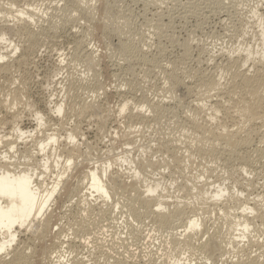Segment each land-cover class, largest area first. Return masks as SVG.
I'll return each instance as SVG.
<instances>
[{
  "label": "bare ground",
  "instance_id": "bare-ground-1",
  "mask_svg": "<svg viewBox=\"0 0 264 264\" xmlns=\"http://www.w3.org/2000/svg\"><path fill=\"white\" fill-rule=\"evenodd\" d=\"M17 1H19V0H17ZM25 1H27V0H25ZM28 1L30 2V0H28ZM60 1L64 2L68 9H70V8L72 9L71 11L75 13L74 17L72 15H69V14L68 15L72 16L73 19L75 18L76 19L75 21L82 20L84 23H88L87 26H89V25L91 26V28L94 29V32L97 33L98 36L97 35L96 36H97L98 40L101 42L100 43L101 46L99 45L98 48H94V49L92 47H90L91 48L90 49L89 46H88L89 49H87V48L85 49L83 46H80V43L76 44V43H78V42H76L75 43L76 46L73 47L75 49L74 51H75L76 62L79 59V60H81V62L84 65H86L87 61H89L88 63H90V64L92 63V66L93 65L97 66L99 64L100 60L105 58L104 61L106 59H109L111 62H113V64L115 63L116 65L120 64V61H128L127 63H131V62L139 63L143 67L141 70V71H143V73L150 74L154 77H155V75L157 76L159 73L160 74L163 73L162 75L164 76L165 80L167 81L166 84L167 83L170 84V93H168L169 87L167 88L168 92H166V93H168V95L170 94L172 101L176 100L181 104H188V105L193 104V107H195V109H193L195 111H193V112L198 117L199 116L202 117L200 119L201 123L198 121L199 118H198V120H196L195 117L192 115V113H188V114L192 115L190 117V119H188L189 120L188 125L190 126V130L192 131V133L194 135V137L192 138L193 144H195V146H193V144H192V146L194 148H192L191 146L189 147L186 144H185V146L181 147V145L180 144L178 145L177 144L178 142H176V140H178V139L174 140L173 144H171L172 143L171 140H167V141H170L168 143L167 142H164V143L160 142L159 144L157 143L158 145H155V146H157L156 149H157L158 153L163 154V157H164L160 162L159 161L157 162V160L154 162L149 161L147 155L149 153L151 154L153 152V151H151L152 150V147H151L147 151H142L144 154H141V153L137 154V152H136V154H137L136 156H132L130 151L126 152V150H125V152H122L121 156H119L118 158L113 159L110 157L109 158L106 157V159H108L107 161L98 164V162L96 160L99 158H97L96 156L94 157L93 151H90V148L92 149V146L89 147L85 151L82 150L84 152L81 151L80 144H79L78 140L84 138V135H83L84 133L82 134V133H80V130L78 131V128H77L78 124H76L77 121H75V120H74L75 126H77V127L70 128L69 130H67L65 132V134L63 135V137H61L59 135V132H57V130H59V129H55V130L48 129L47 131H43L44 135L42 137H40V139H38L36 137V133L40 129L45 130V128L49 127V126H46L47 122L45 120L46 118L44 119L45 116L42 115V112L40 113L38 111L34 113V128L31 131H29V129L24 131L21 128V125H22L20 123L21 121L19 122V117H20L19 113L15 112V110L17 109V105H22V106L25 105V106H28L30 108V103H28V101H27L29 99L25 98V95L28 92H25V95L23 93L24 92L23 91L24 90L23 85L25 84V81L29 80V77L27 76L28 77L27 80L22 81L23 83H21V84L17 83V81H16L15 84L16 85L19 84V85L15 86V84H14V88L13 87H11V88L7 87L5 93L2 90L4 87L6 88V86L8 84L7 83L8 80L9 81L12 80L13 77H15L14 76L15 73H17V71L12 69L11 63L16 62L19 65L18 68H20V67L24 68L29 63L32 64L31 62H34L33 58L36 56V53H38V50H39V47L41 44V40H42V36H41L42 34H39V33L45 32L48 34L49 31L51 29H53V28H51V26H53L54 24L53 25L50 24L51 25L50 26L47 23L48 26L45 25L46 28L45 27L41 28V27H43V25L39 27V29H40L39 33L34 32L33 25H35L38 22V19H43V17H41V15L40 16L38 15V13H40V11H38V10H39V8L44 6L46 3L48 4L49 0H33V2L31 1V3H29V4L26 2V3H24L25 7L19 8V6H18L19 9L14 8L16 5L15 4L16 0H6V2H5V0H0V24L4 23V25H5V26L2 25L4 27L0 26V49H1L2 44L6 45V47H5L6 48V54L2 56L0 53V62H3V63H0V76L6 75V77H7L6 81L5 82L3 81L4 83L0 82V83H2V84H0V91H2V92H0V96L4 97V98L6 96L5 99L0 97V110H4V112H5V113H3L5 115L3 117H0V124H5V125L10 126L9 127L10 130L8 132H6L3 129L5 126H2L3 128L0 126L6 132V133L3 132V134L0 135V264H89L88 259H89L90 255H93L92 253L94 252L95 249H96V251H99L98 249H100L101 247L99 248V246L97 245L98 243L94 241L95 242V243H93L94 248H93V246H90L88 248H85V250L86 249L87 250L84 253L83 252L81 253V251H79V253L73 252L75 254L72 256L68 255V253H70L71 251L67 252V250H68L67 248L72 249L76 245L78 246V244H74L73 242L69 241V239L66 238V237H70V235H67V234H65L66 236L62 235L63 232L61 231L62 230L60 228L61 226H59V224L57 222L60 219H58L59 216L57 214V207L56 206H58L57 204L61 203L62 200H64V201L65 200L66 201L67 200H73L74 206H76L75 209H77V210H75L76 212L74 214L77 216V213H78L79 216L77 218L80 220L79 222L76 220L72 221L74 224V227L76 226L75 228H78L77 230H79L80 227L84 228V226H82V225H84L83 222H85V221L87 222V215L92 213V212L93 213L96 212L98 214L100 213L102 215L111 216V220H112L113 219L112 217L115 216L114 214H116L115 212H117V210L122 211L125 208L124 211L128 212V216H129L128 219L131 218L130 221L133 220L134 222L136 221V223H137V221L141 220V218L142 219L143 218L148 219L149 221L146 220L147 225H145V226H148V222H149L152 224L154 229H157L159 232L163 230L162 232L166 234L165 235L166 238L162 237V238H165L164 242H165L166 246L165 245L164 246L166 248L164 247V249L162 251L160 250L161 252H163V254H160V255L162 257L164 256L163 259L162 258L160 259V261L164 260V259L166 260V262L163 261L162 264H195L192 262L194 259L193 256L194 257L197 256L195 254H198V257L200 256L201 261L203 259L202 264H264V242L261 241L262 242L261 244H259L258 241L254 242V240H252V239H254L256 236L251 235V232H254V230L251 231L253 228L252 223L254 221L259 222L258 226H256V227H258V229H260V232L264 233V185H262L260 183L262 185L263 195L259 196V193H258L254 198L253 197L251 199L245 198V200L241 201V203L238 204V203H235V199L237 197H234L233 194H231V192H229L230 188L224 182V181H226V179L224 181L219 182V183L218 182L216 183V181H215L216 184L206 183V181H202V180L200 181V179L197 180L198 175L196 176L194 173H192V171H189L190 170L189 168L191 165L190 160L192 159L191 157H193V159H194V156H195L194 152H196V154L197 153L202 154V155L205 154L204 155L205 159H203L204 157L202 159L206 160V161H207V159H210L211 157H217L218 158L221 155H225V156H228L230 158V160H231V158H234V159L236 158L235 160L240 162V164H242V165L243 164L247 165L248 164L247 162L250 163L249 158H250V156H252L251 154H253V152H255V154L257 153L256 154L257 156H259L258 153H260V154L262 153L261 155H263V156H261V157H264V154H263L264 153V9L263 8H262L263 10L259 9V8H261V7H259V5H256V6H254V8L253 7L251 8L249 18L251 20L253 19L256 22L257 28L253 29L254 26L253 27L251 26L253 30L246 31L247 30L246 29L245 31L243 30L241 32L240 36L242 37V41H241L242 44L240 45V42L238 41L240 47H238V48L236 47L237 50H235V48H234L235 51H230V53L226 52V54L224 52L220 51L217 54H215L216 56L212 57L213 58L212 61H215L216 59H219V60L223 59L221 62H223V61L224 62L222 64L221 63L220 64L224 67V69L228 68L227 70H228V72H230L229 74H227L228 78L225 79V77L222 76L223 75L222 72H220L222 75H216V74H212V75L210 74V76L204 75V76H202V79H201V77L194 75V73L195 72L197 73V71L196 70H195V72L193 71L194 73L192 74V70H194V68L193 67L191 68L190 66H188L189 63L193 62L195 58L196 59L194 61V64L197 63L200 60L201 55L197 54L195 56V53L193 52L194 50H189L190 48L188 49V47H187V49L182 50L183 52L181 54L178 53V54H180V58H179V60H177V62L179 64L178 66H181V68H179V67H177V65H175L176 68L178 69V73H175V72H177V70L174 69L175 72L174 71L173 72L175 74L173 72H170V70H168L169 66H172V63L168 66L165 64H162V63L159 64L158 61H161V59L157 61V59L155 60L152 57H151L152 59L147 58L146 54H144V53H143V55H145V57L142 55V53L139 54L140 52L139 51L137 52L136 47H134L136 45H133L132 43H130L133 40L130 41L127 39V38H129V36L132 35V34L131 35L129 34V36L127 35L128 33H130V27H132V26L129 27V25H131L130 19L132 18L131 17L132 14L127 13L130 11H127L125 9L126 13H123L120 15V13L115 12V11H119V9L116 8L117 6H115V8H116V10H115V8L113 9V7L111 5L107 6L108 3L107 4L105 3L106 4L105 5V4H103L104 3L103 2L100 6L101 7L100 8L101 15L99 18L95 19L94 18L95 16H93L94 14L92 11L93 7L91 8L89 3H88L89 1H93V0H89L88 2H86L85 0H82V1L81 0H60ZM146 1L148 2V0H146ZM152 1L153 2H150V4L152 3V5H153V3L154 4H156V3L160 4L159 0H152ZM113 2H114V0H113ZM237 2H238V0H237ZM237 2L235 0H191V2L189 1L190 6H189V9H187L188 10L187 13H190L191 15L193 13L198 14V11H200L202 9H205V10L207 9L208 12L212 14L210 16H212L213 18H215V16H216L220 20V19H222L221 17H223V16L228 17L229 15L231 16L233 13H235V11H237L236 10ZM260 2L264 3V0H260ZM131 3L134 4V2H131ZM145 5H147V3H145ZM91 6H92V4H91ZM64 7H65V5H64ZM67 8H65V10ZM186 8H188V7H186ZM57 10H59V9L57 8ZM205 10H204V12H205ZM42 11L43 10H41V13H42ZM47 11H48V9H47ZM47 11L45 14H47ZM51 12H53V11H51ZM201 12H203V11H201ZM43 13H42V15H43ZM54 13H55V11H54ZM56 13H58V12H56ZM200 13H199V15H200ZM197 14H195V15H197ZM202 14H204V13H202ZM184 15H186V14H184ZM204 16H208V15H204ZM46 17H47V15H46ZM70 18H69V20L72 21V18L71 19ZM109 18H111V19H109ZM148 18H147V20H148ZM180 18H182V17H180ZM184 18H186V17H184ZM66 19H67V17H66ZM246 19H247V17H246ZM232 20H233V18H232ZM68 23H70V22L68 21ZM253 24L251 23V25H253ZM153 25H155V23ZM231 25H232V23H231ZM241 26L243 27L242 23H241ZM160 27H158V28H160ZM4 29L8 31L7 35L1 33L2 30H4ZM55 29L56 28H54V30ZM93 29H90V30H93ZM156 30H158V29H156ZM52 32H54V31L52 30ZM232 32H233V30H232ZM234 32H236V31H234ZM134 33H135V31H134ZM89 35H91V34H89ZM13 38H16V41ZM136 39H138V38H136ZM82 43H83V41H81V45H82ZM83 45L86 46L85 43ZM81 47H83V49H81ZM3 50L4 49H2V51ZM138 50H139V48H138ZM18 51L21 52V54L17 57V60H15L13 57L16 54V52H18ZM98 55H100L103 58H101V57L97 58ZM99 58H101V59H99ZM156 58H157V56H156ZM163 59H164V57H163ZM174 60H173V66L176 62ZM219 60H218V62H219ZM188 61H191V62L188 63ZM212 61H211V63H212ZM78 62H80V61H78ZM199 63H200V61H199ZM216 64H218V63H216ZM182 65H184V66H182ZM221 65L218 64L216 66H221ZM127 66H128V64H127ZM32 67H34V66H32ZM172 67H171V69H172ZM213 67H215V66H213ZM129 68H131V67H129ZM127 70H132V69H127ZM89 71H90V69H89ZM26 72H27V69H26ZM130 72L131 71H129L128 73H130ZM155 72H158V74H156ZM27 73L29 74V72H27ZM92 73H94V75L92 74L93 75V83H91L88 80V82H90L93 85L91 87V90H90L91 94L88 95L89 91L84 90L83 93L86 96L85 95H84V97L81 96L82 98L80 101H77V102L74 101L70 104V107L72 108V109L69 108L70 111L76 110L75 113L76 112L77 113L75 115L79 116V117H77L78 119L80 117H83L82 115L85 114V112H86L85 109L91 103L98 102V101H95L96 100L95 98L99 97L98 92L101 91L100 93H102V94H104V92H105V88H104L105 86H103L104 83L101 82V83H103V84H101L100 83L101 80L99 81V79H98L99 74L97 75V72L96 71L94 72V70H92ZM130 74H132V73H130ZM117 75H118V73H117ZM146 75H144V78L146 77ZM192 75L194 77L197 76L198 78H200V79L197 78V80H201L199 82L202 83V86L201 85L200 86L204 87V90H203L204 95H202L203 93L201 95H200V93H198V89L196 87H199V84L196 85V87L191 86L192 83L190 80L194 79V78H192L193 77ZM199 75H201V74H199ZM89 76H91V75H89ZM123 77H124V75H123ZM9 78H11V79H9ZM80 78H81V76H80ZM89 78H91V77H89ZM73 79H74V77H73ZM73 79H71V81H69V83L67 85V90L65 89L66 93L68 91L73 93L74 90L78 89V87H77V89H75V85H77L76 84L77 82H76V80L74 81ZM155 79H156V77H155ZM195 79H196V77H195ZM14 80L15 79H13L12 82ZM22 80H23V78H22ZM68 80H70V79H68ZM79 80H81V79L78 78L77 81H79ZM149 80H150V76H149ZM165 80L162 79L161 81H165ZM123 81H124V79H123ZM74 82H76V83L74 84ZM197 83H198V81H197ZM79 84L77 86H79ZM106 84H104V85H106ZM127 84H128V86H130L129 82ZM9 85H10V82H9ZM20 85H22V86H20ZM85 85L86 84H84V86ZM134 85H135V83H134ZM128 86L126 85L125 88H123V86L115 87L114 93L119 95L121 93L120 90H122L121 87L123 88V90H125L126 88H128ZM25 87H26V85H25ZM133 87H135V86H132V88ZM89 89L90 88H88L87 90H89ZM108 89H110V88H108ZM79 90H80V88L78 89V91ZM141 90L143 91L144 89L141 88ZM85 91H86V93H85ZM74 93H73V95H74ZM77 93L78 92H76L75 94L77 95ZM83 93L81 95H83ZM68 94L69 93H67V95ZM124 96H123V98H124ZM201 96H203V98ZM204 96H206V97H204ZM78 98H80V96ZM131 99H132V96H131ZM161 100H163V99H161ZM167 100H169V99H167ZM118 102L120 103V101H118ZM124 102H125V99H124ZM158 102H160V101L158 100L157 103ZM135 103H136V101H135ZM155 103H151V102L147 103L146 100H145V102H141L138 106H136L134 108V111H131V112L129 111V113L127 114V118L129 119L128 121L133 123V124H135V123L141 124V123H144L146 121H149V120H147V116L145 114L146 110L149 111V113L152 115L153 118L157 117V119H155V120H159L160 118L157 115L163 114V111L164 110L166 111L167 109L164 108L165 106H161L162 104L160 105V103H158L159 104L158 105ZM177 103H175V104H177ZM168 104H169V102H168ZM51 105H53V106L49 107V108L46 107V108H48V112L52 113V115H56L57 117L60 118L62 116V114H65L64 111L66 109L64 106L65 104L63 102H56V103H53ZM126 105H127V103H121V107L119 109L121 113L124 112V111H122V109L126 108L127 107ZM164 105H165V103H164ZM191 106L190 107L187 106V107L191 108ZM178 107H179V105H178ZM18 108H19V106H18ZM21 109H23V108H21ZM129 109H130V106H129ZM168 109H169V107H168ZM185 109H187V108H185ZM49 113H45V114H49ZM67 113H68V111H67ZM185 113H186V116H185V118H186L187 112L185 111ZM67 115H69V114H67ZM88 115H91L92 117H94L92 114H88ZM163 115L165 116V115H167V113L163 114ZM51 116H49L48 118H50ZM85 117L87 118V116H85ZM152 117H149V118H152ZM4 118H6L8 121L6 122ZM89 119H90V117H89ZM166 119L168 120V118H166ZM81 120H83V119H81ZM65 121L63 120V122H65ZM99 121H100V119H99ZM99 123L101 124V122H99ZM102 123H105V120ZM177 123H180V122H177ZM100 124H99V126H101ZM155 124H156V122H155ZM185 124H187V123H185ZM64 125H66V124H64ZM61 126H63V125H61ZM61 126H59V127H61ZM71 126L73 127V125H71ZM103 127H105V126L103 125ZM103 127L99 128V129L97 127V129L100 131V134H101V132L104 133ZM97 129L95 127V130H97ZM128 129H129V127H128ZM61 130H62V128H61ZM133 132H134V134L136 133L135 131H133ZM133 132L127 131V133L124 132L123 136L121 135V137H123V139H124L123 140L124 143H122V144H124L125 146H129V145H133L134 143H136V139L134 140L136 135H133V137L131 136L133 134ZM186 135H188V134H186ZM119 136H120V134H119ZM114 137L115 136H113L112 138H114ZM62 139H65V141H62V143H61L60 140H62ZM138 140H139V138H138ZM63 143H65V144H63ZM188 144H189V142H188ZM259 144H261L262 146L260 147ZM20 145H22V147H20ZM83 145H84V143H83ZM182 145H184V144H182ZM155 146L153 145V147H155ZM136 147H138V146H136ZM138 150H140V149H138ZM123 151H124V149H123ZM145 152H147V154H145ZM193 154H194V156H193ZM255 154H253V156H252L253 159H254ZM154 155H155V151H154ZM98 157H99V155H98ZM151 157H153V156H151ZM160 157H161V155H160ZM199 157H201V156H199ZM85 158H87V159L90 158L88 160L93 161L90 164L85 163L86 165H90V167H88V166L85 167L84 166L85 164L83 165L82 162H84V160L82 161V159H85ZM220 158H223V157H220ZM224 159L228 160V158H224ZM257 160H259V159H257ZM85 161H86V159H85ZM114 162H120V163H122V165H125L126 167L123 168L122 166L118 165L119 166L118 168H120V169L114 168L113 167ZM159 164L161 165L160 167H159ZM225 164H227V163H225ZM230 164H231V161H230ZM197 165H198V162H197ZM204 165H205V163H204ZM222 165H224V164H222ZM236 165H238V164H236ZM245 166L244 167L241 166L239 168L242 173L246 172ZM157 167L163 168L164 171L165 170L169 171L168 172L169 174H175V175L183 174V176H179L180 178H182V180H181L182 182L180 181L181 182L180 185H176V180H174L173 178H171L173 180L172 181L170 180V184L168 185L169 187L173 188V190L175 188L174 191H176L178 193V195H181L180 197H178L179 198L178 200H175L176 197L173 196L174 201H171L170 199L167 198V195H166V193H168V195H169V192L166 191V193H164V191L168 188H166V186L164 185L163 175L165 173L163 171L158 173L159 175H161V176H159V178L147 176V174H152L151 171L148 169L156 170ZM79 168H81V170H80L79 175H77L78 173L76 174L77 181L72 182V180L75 179V178H73L75 175L71 174L72 173L71 171L74 172V171L78 170V172H79ZM233 168H234V166H233ZM235 169H236V167H235ZM156 171H159V170H156ZM217 171H219V170H217ZM52 172H55V173H52ZM152 172L155 173L154 171H152ZM185 172H187L188 174L190 173V174L186 175L187 173L185 174ZM200 172H201V170H200ZM200 172H198L197 174H199ZM211 172H213V171H211ZM205 174H207V173H205ZM50 175H52V176H50ZM229 176H231V175H229ZM199 177H201V176L199 175ZM206 177H207V175H206ZM234 179H232V180H234ZM241 179L246 180L245 177L241 178ZM245 180H244V182H245ZM217 181H219V180H217ZM179 183H177V184H179ZM198 183H199V185H198ZM237 183H239V182H237ZM241 183H242V181H241ZM241 183H239V184H241ZM239 184H238V186L241 188V186ZM257 184H259V183H257ZM257 184L254 185V183L252 184V182L250 181L249 183H247V186L254 189V187L257 186ZM234 185H236V184H234ZM244 186L246 187V185H244ZM243 189H245V188L243 187ZM252 189H250V191ZM260 189H261V187H260ZM255 190H256V187H255ZM248 192L249 191H247V193ZM172 193H174V192H172ZM174 194H176V193H174ZM236 195H237V193H236ZM170 196L171 195H169V197ZM109 198L112 200L110 201ZM191 199L197 200L199 202L201 201L200 202L201 205H207L208 207H212V210L207 209V211H208L207 214L210 211L213 212L214 211L213 209L217 210L216 207H218V205L220 206V205L225 204L224 206H226V203H224V202H227L229 199L234 200L233 204H235V205L238 204L239 207L234 206L235 208H237L236 209L237 211L235 210L236 213L228 212V211L227 212L224 211L225 213H223V211L220 209L221 207L218 208V209H220V211H218V212L216 211V212L218 213V216H219V213H222L220 217H222L223 220L221 221L220 217L219 218L217 217V218L222 222V224L221 225L219 224V226H218L214 223L216 226H213L209 229V227H208L209 225L208 224L206 225V223H208L207 222L208 220L206 221V218H204L202 216L203 211H202V215H200L198 213V210L200 208L198 209L195 207L198 202L196 204L193 203V204H195V206L193 208V206H191L192 202H189V200H191ZM237 199H236V201H237ZM230 203H232V202H230ZM70 205H72V204H70ZM213 207H215V208H213ZM226 208H228V207H226ZM231 208H233V206ZM194 209H196V210H194ZM59 210H60V208H59ZM201 210H204V209L201 208ZM224 210H226L225 207H224ZM84 213L86 214V220L84 221V219H83V222H82V216L84 215ZM118 213H120V212H118ZM121 213H123V212H121ZM121 213H120V216H121ZM98 214H97V216H100ZM70 215H71V213H70ZM91 215H93V214H91ZM108 216H106V217H108ZM100 217L104 218L103 216H100ZM106 217L104 218L105 220L104 219H102V220L106 221ZM126 217L122 216V221L120 219L121 222L115 221L112 224V226L114 228H119L120 226L125 227L127 225L126 226L127 232H125V229L123 228L124 229L123 233L125 236L124 237L123 236H116L115 237L114 243H116V244L120 243L122 245L124 242H126L127 237L132 238V236L134 237L135 235L136 236L138 235V232H139L138 229H140V228H138V229L136 227L134 228L133 227L134 225L132 226V224L127 223ZM95 218L97 219V217H95ZM99 219H97L98 222L100 221ZM114 219H116V218L114 217ZM72 220H73V218H72ZM116 220H118V219H116ZM182 220L185 221L184 224H183V222H180ZM109 221L110 220H108V223H109ZM90 222L93 223V221H90ZM139 222H138V224H139ZM178 222H180V224L181 223L183 224L182 225V228H183L182 231H180L179 228L177 229ZM92 223H89V225ZM125 223H127V224H125ZM140 223H142V222H140ZM69 226H70V224H69ZM135 226H137V224ZM152 226H150V227H152ZM74 227H72V228H74ZM103 227L106 228V226H103ZM150 227H148L149 230H150ZM254 227H255V225H254ZM62 228H63V226H62ZM112 229L113 228H111L110 230H112ZM121 229L122 228H120V231H121ZM141 229H142V226H141ZM77 230H76V235L78 236ZM114 230H116V229H114ZM114 230H112L113 233H114ZM81 231H83V229ZM73 232H71V233H73ZM258 232H259V230H258ZM115 234L118 235L119 233H116V231H115ZM23 235H26V236L28 235V237L30 236L29 240L27 239L28 237L27 238L24 237L27 239V241L30 242V245L28 244L29 242L23 243L24 240H22V239H21L22 242L20 241L19 238ZM73 236H72V238H75ZM110 236H111V234H110ZM112 236H114V235H112ZM72 238H70V239H72ZM94 238L95 237L93 236V240H94ZM97 238L100 241V238L99 237H97ZM97 238H95V239H97ZM78 239L76 238V241ZM220 239L221 240L226 239L225 240L226 242H221ZM79 240L83 241L82 239H79ZM91 240H92V238H91ZM93 240L91 242H93ZM90 241H89V243H90ZM112 242L113 241H111V243ZM256 242H258V243H256ZM21 243L23 245H21ZM81 243L82 242H80V244ZM84 243H86V242L84 241ZM84 243H83V245H84ZM27 244H28V246H27ZM120 244H118V245H120ZM162 244H164V243H162ZM83 245H82V248H80V249H83V247H84ZM124 246H126V245H123V248H124ZM254 247H256V249H255L256 251L251 250ZM114 248H116V247L114 246ZM71 249H69V250H71ZM76 249H77V247H76ZM178 250H182V251L184 250V251H183V253H180V252H178ZM77 252H78V250H77ZM101 252H102V250H101ZM119 252H122V251H119ZM127 252H129V250ZM127 252H126V254L128 255L129 253H127ZM94 253H96V252H94ZM114 254H116V252ZM188 254H190V256H191V254H194L192 256L193 259L191 258L192 260L189 258ZM93 256H91V258ZM101 256H102V254H101ZM105 257H106V255H105ZM143 257L144 256H142V258ZM96 258H98V257H96ZM129 258H131V257H129ZM129 258H127V259H129ZM151 258L149 260L150 263L152 262ZM241 258L243 259V262H242ZM112 259H114V258H112ZM127 259H125V257L116 258L115 260H113V262H114V264H141V262L137 261L139 258L137 260H135V257H134V259H130V261H127ZM154 260H153L152 264H157V262L160 263L159 260L157 262H156V260L155 261ZM90 261H92V259H90ZM149 261H147V262H149ZM239 261H241V262H239ZM195 262H196V260H195ZM108 263H109V261H108ZM111 264H112V261H111Z\"/></svg>",
  "mask_w": 264,
  "mask_h": 264
},
{
  "label": "rangeland",
  "instance_id": "rangeland-1",
  "mask_svg": "<svg viewBox=\"0 0 264 264\" xmlns=\"http://www.w3.org/2000/svg\"><path fill=\"white\" fill-rule=\"evenodd\" d=\"M20 1V2H19ZM19 1H17L16 0V5H15V9H19V8H23V7H25L24 6V3H31V1L33 2V0H30V2L27 0V1H23V0H19ZM55 1V2H54ZM82 1V0H81ZM86 2H88L89 0H85ZM116 0H114V2H113V0H93V1H89L88 3H89V5H90V7L92 8V11H93V16H95L94 18L95 19H97V18H99L100 17V15H101V11H100V6H101V4L103 3V4H107V6L109 5H111L112 7H113V9L115 8V6H117L116 8H118L119 9V11H115L116 10V8H115V12L117 13H120V15L121 14H123V13H126V10L127 11H130V12H127V13H130V14H132L131 15V25H129V27L130 26H132V27H130V33H128L127 35L129 36V34L131 35V36H129V38H127L128 40H133V41H131L130 43H132L133 45H136V46H134V47H136V50H137V52L139 51L140 53L139 54H141L142 53V55H143V53L144 54H146V57L147 58H150V59H152V58H154L155 60L157 59V61L158 60H160L161 59V61H158V63L160 64V63H162V64H165V65H170L171 63H172V66H173V60L174 61H176L175 62V64H174V66L172 67V66H169V68H168V70H170V72H175V70H177V72H175V73H178V69L176 68V66L175 65H177V67H179V68H181V66H178L179 64H178V62H177V60H179V58H180V54L183 52L182 50H185V49H187V47H188V49L189 50H194L193 52L195 53V56L197 55V54H200L201 55V57H200V63H199V61L197 62V63H195L194 64V61H195V59H194V61L193 62H191V61H188V63L189 62H191V63H189V65L188 66H190L191 68L193 67L194 68V70H192V74L195 72V70L197 71V73L195 72L194 73V75H197L198 77H201V79H202V76H204V75H206V76H210V74L212 75V74H216V75H222V76H224L225 77V79H227L228 78V75L227 74H229L230 72H228V68H226V69H224V67L221 65L223 62H221L222 60H219V59H216L215 61H212V57L213 56H216L215 54H217L218 52H220V51H222V52H224L225 54H226V52H228V53H230V51H235V50H237V48L238 47H240V45L242 44L241 43V41H242V37L240 36L241 35V32L244 30H246V31H251V30H253L254 28L256 29L257 28V24H256V22L253 20H251L249 17H250V12H251V8L253 7L254 8V6H256V5H259V7H261V8H259V9H261V10H263L264 9V3H262V2H260V0H238V2H237V0H235L236 2H237V8H236V10L237 11H235V13H233L231 16L229 15L228 17L227 16H223V17H221L222 19H218L216 16H215V18H213L212 16H210V15H212L211 13H209L208 12V10L206 9H202V10H200V11H198V14L197 13H193L192 15L190 14V13H187V9H189V6H190V3H189V1L191 2V0H159V3L160 4H154L153 3V5H152V3L150 4V2H153L152 0H148V2L146 1V0H117L116 2H115ZM121 1V2H120ZM142 1V2H141ZM147 3V5H145V3ZM246 1V2H245ZM5 2H6V0H5ZM18 2V3H17ZM50 2V3H49ZM49 2H48V4L46 3L44 6H42L41 8H39V10L38 11H40V13H41V10H43L42 11V13H43V15H42V13L40 14V13H38V15L40 16L41 15V17H43V19H38V22L35 24V25H33V28H34V32H36V33H39L40 31V29H39V27L40 26H42L43 25V27H41V28H44L45 27V25H47V23H48V25H53V26H51V28H53V29H51L50 31H49V33L47 34V33H45V32H43V33H39V34H42L41 36H42V40H41V44H40V47H39V50H38V53H36V56L33 58V61L34 62H31L32 64H28V65H26L24 68L22 67H20V68H18V64L16 63V62H13V63H11V66H12V69L13 70H15V71H17V73H15V77H13V79H15L13 82H12V80H8V84H7V86H6V88L4 87L3 88V90L2 91H4V93H5V91H6V89H7V87H13L14 88V84L16 83V81H17V83H23L22 81H25V80H27V78L29 77V80H27V81H25V84L23 85L24 86V95H25V92H28V93H26V95L28 96H26L25 95V98L26 99H29V100H27L28 101V103H30V108L28 107V106H25V105H17V109L15 110V112H18L19 113V122L22 124H20L21 125V128L25 131V130H27V129H29V131H31L33 128H34V113L35 112H42V115L43 116H45L44 117V119L46 120V126H49V127H47V128H45V130L44 129H40L37 133H36V137L38 138V139H40V137H42L43 135H44V133H43V131H47L48 129H51V130H55V129H59V130H57V132H59V135L61 136V137H63V135L65 134V132L67 131V130H69L70 128H74V127H77L78 128V131L80 130V133H84L83 135H84V138L83 139H80V140H78V142H79V144H80V149H81V151L82 150H87L89 147H91L92 146V149L90 148V151H93V154H94V157L96 156L97 158H99V159H97L96 161L98 162V164L99 163H103V162H105V161H107L108 159H106V157L107 158H113V159H116V158H118L119 156H121V154H122V152H125V150H126V152L127 151H130L131 152V155L132 156H136L137 154H139V153H141V154H144L142 151H147V150H149V148H151L152 147V150L151 151H153L151 154L149 153L147 156H148V159H149V161H151V162H154V161H156L157 160V162L159 161H161L164 157H163V154H161V153H158V151H157V149H156V147L157 146H155V145H158L160 142H162V143H164V142H170V141H167V140H171V144H173V141L174 140H176V139H178V140H176V142H178L177 144L179 145H181V147H183V146H185V144L186 145H188L189 147L191 146L192 148H194L193 146H195V144H193V137H194V135H193V133H192V131L190 130V126L188 125L189 123V120L188 119H190V117L193 115L194 117H195V119L196 120H198V118H199V122L201 123V121H200V119L202 118V117H198L193 111H195V110H193V109H195V107H193V104H189L190 106H191V108H188V107H190L188 104H181V103H179L178 101H172V99H171V96H170V94L168 95V93H170V84L169 83H167L166 84V80H165V78H164V76L162 75V74H158V72H155L156 74H158L157 76L155 75V77H156V79H155V77L154 76H152V75H150V74H147V73H143V71H141L142 70V66L139 64V63H136V62H131V63H127L128 61H120V64H118V65H116L115 63L113 64V62H111L109 59H106L105 61H104V59L105 58H103V57H101L100 55H98L97 56V58L98 57H101V58H103L102 60H100V62H99V64L97 65V66H95V65H93L92 66V63L90 64V63H88L89 61H87V63H86V65H84L82 62H81V60H79L78 59V61H80V62H76V60H75V49L73 48L74 46H76V44H79L80 43V46H83L85 49L87 48V49H89L90 47H92L93 49L94 48H98L99 47V45L101 46V42L98 40V38H97V33H95L94 32V29L93 28H91V26L89 25V26H87L88 25V23H84L82 20H77V21H75L76 19L74 18H72V16L74 17V15H75V13L74 12H72L71 10V8L70 9H68L67 8V6H66V4L64 3V2H61L60 0H49ZM112 2V3H111ZM131 2H134V4L133 3H131ZM136 2V3H135ZM138 2V3H137ZM122 3V4H121ZM144 3V4H143ZM65 5V7H64V5ZM91 4H92V6H91ZM96 4V5H95ZM105 4V5H106ZM114 4V5H113ZM117 4V5H116ZM128 4V5H127ZM143 4V5H142ZM244 4V5H243ZM253 4V5H252ZM261 4V5H260ZM22 7H21V6ZM47 5V6H46ZM156 5V6H155ZM188 5V6H187ZM17 6V7H16ZM18 6H19V8H18ZM127 6V7H126ZM143 6V7H142ZM146 6V7H145ZM183 6V7H182ZM131 9H130V8ZM142 7V8H141ZM186 7H188V8H186ZM243 9H242V8ZM248 7V8H247ZM13 8V9H14ZM53 8V9H52ZM55 8V9H54ZM57 8L59 9V10H57ZM61 8V9H60ZM65 8H67L66 10H65ZM245 8V9H244ZM263 8V9H262ZM47 9H48V11H47ZM96 9V10H95ZM117 9V10H118ZM126 9V10H125ZM130 9V10H129ZM142 9V10H141ZM186 9V10H185ZM45 10V11H44ZM70 10V11H69ZM122 10V11H121ZM204 10H205V12H204ZM242 10V11H241ZM246 10V11H245ZM37 11V12H38ZM46 11H47V14H45L46 13ZM51 11H53V12H51ZM54 11H55V13H54ZM124 11V12H123ZM201 11H203V12H201ZM56 12H58V13H56ZM63 12V13H62ZM132 12V13H131ZM141 12V13H140ZM179 12V13H178ZM186 12V13H185ZM201 12V13H200ZM52 13V14H51ZM73 13V14H72ZM181 13V14H180ZM186 14V15H184V14ZM199 13H200V15H199ZM202 13H204V14H202ZM209 13V14H208ZM237 13V14H236ZM239 13V14H238ZM58 14V15H57ZM64 14V15H63ZM72 15V16H69V15ZM195 14H197V15H195ZM46 15H47V17H46ZM50 15V16H49ZM54 15V16H53ZM204 15H208V16H204ZM238 15V16H237ZM67 17V19H66V17ZM157 16V17H156ZM198 16V17H197ZM247 17V19H246V17ZM72 18V21L71 20H69V18ZM136 19H135V18ZM149 17V18H148ZM180 17H182V18H180ZM184 17H186V18H184ZM230 17V18H229ZM54 18V19H53ZM70 18V19H71ZM147 18H148V20H147ZM227 18V19H226ZM232 18H233V20H232ZM56 19V20H55ZM109 19H111V18H109ZM134 19V20H133ZM145 19V20H144ZM205 19V20H204ZM224 19V20H223ZM238 19V20H237ZM41 20V21H40ZM70 22V23H68V21ZM199 20V21H198ZM204 20V21H203ZM222 20V21H221ZM226 20V21H225ZM237 20V21H236ZM251 20V21H250ZM50 23H49V22ZM65 21V22H64ZM75 21V22H74ZM135 21V22H134ZM72 22V23H71ZM200 24H199V23ZM228 22V23H227ZM232 23V25H231V23ZM253 24V25H251V23ZM135 23V24H134ZM148 23V24H147ZM155 23V25H153ZM220 23V24H219ZM241 23H242V25H243V27L241 26ZM39 24V25H38ZM197 24V25H196ZM247 24V25H246ZM256 24V25H255ZM2 25H4V23H1L0 24V26L1 27H4V26H2ZM47 25V26H48ZM134 25V26H133ZM138 25V26H137ZM146 25V26H145ZM196 25V26H195ZM245 25V26H244ZM141 26V27H140ZM160 27V28H158V27ZM225 26V27H224ZM253 27V29H252V27ZM140 27V28H139ZM207 27V28H206ZM239 27V28H238ZM245 27V28H244ZM251 27V28H250ZM46 28V27H45ZM54 28H56L55 30H54ZM226 28V29H225ZM90 29H93V30H90ZM156 29H158V30H156ZM238 29V30H237ZM52 30L54 31V32H52ZM140 30V31H139ZM151 30V31H150ZM224 30V31H223ZM232 30H233V32H232ZM91 31V32H90ZM133 33H132V32ZM134 31H135V33H134ZM234 31H236V32H234ZM238 31V32H237ZM90 32V33H89ZM142 32V33H141ZM193 32V33H192ZM240 32V33H239ZM1 33H3V34H8V31L7 30H2V32ZM191 33V34H190ZM234 33V34H233ZM47 34V35H46ZM89 34H91V35H89ZM137 34V35H136ZM88 35V36H87ZM97 35V36H96ZM135 35V36H134ZM139 35V36H138ZM141 35V36H140ZM127 36V37H128ZM235 36V37H234ZM133 39H132V38ZM141 37V38H140ZM143 37V38H142ZM151 37V38H150ZM131 38V39H130ZM136 38H138V39H136ZM15 41H16V38H13ZM144 39V40H143ZM254 39V38H253ZM81 41H83V43H82V45H81ZM238 41L240 42V45H239V43H238ZM76 42H78V43H76ZM175 42V43H174ZM76 43V44H75ZM85 43V45L86 46H84L83 44ZM195 43V44H194ZM89 44V45H88ZM141 45V46H140ZM175 45V46H174ZM236 45V46H235ZM88 46H89V48H88ZM97 46V47H96ZM178 46V47H177ZM195 46V47H194ZM6 45H4V44H2L1 45V49H0V53H1V55L3 56V55H5L6 54ZM83 47H81V49H83ZM142 49H141V48ZM184 49H183V48ZM221 47V48H220ZM237 47V48H236ZM138 48H139V50H138ZM234 48H235V50H234ZM2 49H4L3 51H2ZM91 49V48H90ZM202 49V50H201ZM179 50V51H178ZM196 50V51H195ZM203 52H201V51ZM198 51V52H197ZM178 53H180V54H178ZM227 53V54H228ZM21 54V52H16V54L14 55V59L15 60H17V57L19 56ZM63 55V56H62ZM74 55V56H73ZM159 55V56H158ZM144 57H145V55H143ZM156 56H157V58H156ZM72 57V58H71ZM152 57V58H151ZM163 57H164V59H163ZM174 57V58H173ZM101 58H99V59H101ZM159 58V59H158ZM204 58V59H203ZM206 58V59H205ZM73 59V60H72ZM77 59V58H76ZM167 59V60H166ZM211 59V60H210ZM202 60V61H201ZM218 60H219V62H218ZM107 61V62H106ZM132 61V60H131ZM163 61V62H162ZM171 61V62H170ZM211 61H212V63H211ZM166 62V63H165ZM168 62V63H167ZM203 62V63H202ZM206 62V63H205ZM0 63H3V62H0ZM78 63V64H77ZM82 63V64H81ZM208 63V64H207ZM215 63V64H214ZM216 63H218L219 65H221V66H216V65H218V64H216ZM221 63V64H220ZM112 64V65H111ZM127 64H128V66H127ZM131 64V65H130ZM133 64V65H132ZM197 64V65H196ZM207 64V65H206ZM79 65V66H78ZM130 65V66H129ZM136 65V66H135ZM187 65V64H186ZM194 65V66H193ZM200 65V66H199ZM32 66H34V67H32ZM83 66V67H82ZM182 66H184V65H182ZM213 66H215V67H213ZM28 67V68H27ZM112 67V68H111ZM129 67H131V68H129ZM140 67V68H139ZM171 67H172V69H171ZM197 67V68H196ZM199 67V68H198ZM219 67V68H218ZM27 69V72H29V74L26 72V69ZM34 68V69H33ZM196 68V69H195ZM202 68V69H201ZM89 69H90V71H89ZM94 70V72L96 71L97 72V75H98V79H99V81H100V83L101 82H103L104 84H106V85H104L103 83H101V84H103V86H105L104 88H105V92H104V94H102V93H100L101 91H99L98 93H99V97L97 98H95L96 100L95 101H98V102H95V103H91L86 109H85V114H83L82 116L83 117H80L81 119H83V120H81L80 118V120L77 118V117H79V116H77V115H75L76 113H75V111H70V109L69 108H71L70 107V104L72 103V102H77V101H80L81 100V98L82 97H84V90H86V91H89V93H88V95H90L91 93H90V90H91V87L93 86L91 83H93V75H94V73H92V70ZM127 69H132V70H126ZM175 69V70H174ZM24 70V71H23ZM55 70V71H54ZM138 70V71H137ZM204 70V71H203ZM224 70V71H223ZM99 71V72H98ZM129 71H131L130 73H134L133 75L132 74H130V73H128ZM138 73H137V72ZM194 71V72H193ZM210 71V72H209ZM226 71V72H225ZM26 72V73H25ZM118 73V75H117V73ZM142 72V73H141ZM173 72V73H174ZM220 72H222V74L220 73ZM224 72V73H223ZM114 73V74H113ZM174 73V74H175ZM191 73V72H190ZM55 74V75H54ZM93 74V75H92ZM111 74V75H110ZM116 74V75H115ZM121 74V75H120ZM147 74V75H146ZM199 74H201V75H199ZM23 75V76H22ZM74 77V79H73V77ZM75 75V76H74ZM89 75H91V76H89ZM123 75H124V77H123ZM132 75V76H131ZM144 75H146V77L144 78ZM150 76V80H149V76ZM162 75V76H161ZM26 76V77H25ZM28 76V77H27ZM55 76V77H54ZM80 76H81V78H80ZM101 76V77H100ZM112 76V77H111ZM116 76V77H115ZM127 76V77H126ZM129 76V77H128ZM148 76V77H147ZM161 76V77H160ZM193 76V75H192ZM191 76V77H192ZM197 76H195L196 77V79H195V77L193 76L192 78H194V79H192V80H190L191 81V86H193V87H196V85H198L199 84V87H196L197 89H198V93H200V95L204 92L203 90H204V87H201L202 86V83L201 82H199V81H201V80H197ZM21 77V78H20ZM89 77H91V78H89ZM6 75H1L0 76V82H2V83H4L5 81H6ZM12 78V77H11ZM11 78H9V79H11ZM22 78H23V80H22ZM25 78V79H24ZM39 78V79H38ZM81 79V80H79V81H77V79ZM88 78V79H87ZM114 78V79H113ZM120 78V79H119ZM152 78V79H151ZM163 80H165V81H161L162 79ZM68 79H70V80H68ZM71 79H73L74 81L76 80V82H74V84L76 83L77 85L79 84V86H77V85H75V89H77V87H78V89L80 88V92L78 91V89L77 90H74V92L76 93V92H78L77 93V95L74 93V95H73V93L72 92H67V93H69L68 95H67V93H66V90H67V85H68V83H69V81H71ZM83 79V80H82ZM123 79H124V81H123ZM128 79V80H127ZM198 79H200V78H198ZM67 80V81H66ZM72 80V81H73ZM88 80L91 82H88ZM127 80V81H126ZM131 80V81H130ZM137 80V81H136ZM145 80V81H144ZM148 80V81H147ZM160 80V81H159ZM195 80V81H194ZM198 81V83H197V81ZM4 81V82H3ZM81 81V82H80ZM136 81V82H135ZM9 82H10V85H9ZM13 84H12V83ZM27 82V83H26ZM89 84H88V83ZM129 82V85L130 86H128V83ZM194 82V83H193ZM2 83H0V84H2ZM83 83V84H82ZM113 83V84H112ZM115 83V84H114ZM118 83V84H117ZM131 83V84H130ZM134 83H135V85H134ZM140 83V84H139ZM147 83V84H146ZM201 83V84H200ZM82 84V85H81ZM84 84H86L85 86H84ZM112 84V85H111ZM121 84V85H120ZM150 84V85H149ZM165 84V85H164ZM169 84V85H168ZM9 85V86H8ZM19 85V84H18ZM18 85H16L15 84V86H18ZM25 85H26V87H25ZM90 85V86H89ZM126 85L128 86V88H126L125 90H123V88H125L126 87ZM135 86V87H133L132 88V86ZM201 85V86H200ZM20 86H22V85H20ZM87 86V87H86ZM110 86V87H109ZM119 86H123V88L121 87V89L122 90H120L121 91V93L119 94V95H117L116 93H114V88L115 87H119ZM167 86V87H166ZM83 89H82V88ZM162 87V88H161ZM169 87V88H168ZM26 88V89H25ZM85 88V89H84ZM88 88H90L89 90H87ZM107 88V89H106ZM108 88H110V89H108ZM132 88V89H131ZM141 88L142 89H144L143 91L141 90ZM169 89V92H168V89ZM29 89V90H28ZM66 89V90H65ZM82 89V90H81ZM146 89V90H145ZM201 91H200V90ZM65 90V91H64ZM107 90V91H106ZM128 90V91H127ZM133 90V91H132ZM135 90V91H134ZM138 90V91H137ZM141 90V91H140ZM162 90V91H161ZM166 90V91H165ZM2 91H0V92H2ZM86 91H85V93H86ZM110 91V92H109ZM123 91V92H122ZM140 91V92H139ZM158 91V92H157ZM109 92V93H108ZM131 92V93H130ZM137 92V93H136ZM155 92V93H154ZM166 92H168V93H166ZM72 93V94H71ZM83 93V95H81ZM125 93V94H124ZM164 93V94H163ZM71 94V95H70ZM122 94V95H121ZM2 95V94H1ZM103 95V96H102ZM125 95V96H124ZM132 96V99H131V96ZM202 95H204V93L202 94ZM5 96V95H4ZM80 96V98H78ZM82 96V97H81ZM86 96V95H85ZM123 96H124V98H123ZM166 96V97H165ZM1 97V96H0ZM76 97V98H75ZM106 97V98H105ZM136 97V98H135ZM160 97V98H159ZM170 97V98H169ZM202 98H203V96H201ZM204 97H206V96H204ZM1 98H4V97H1ZM5 98H6V96H5ZM4 98V99H5ZM78 98V99H77ZM129 98V99H128ZM90 99V98H89ZM124 99H125V102H124ZM161 99H163V100H161ZM167 99H169V100H167ZM65 100V101H64ZM127 100V101H126ZM129 100V101H128ZM143 100V101H142ZM145 100H146V102L148 103V102H151V103H155V104H158V103H160V105L161 106H165L164 108L165 109H167L166 111L164 110L163 111V114H166L167 113V115H163V114H160V115H157L159 118V120H155V119H157V117L155 118H153L152 117V115L149 113V111H147L146 110V112H145V114H146V116H147V120H149V121H146V122H144V123H135V124H133V123H131V122H129L128 120V118H127V114L129 113V111L131 112V111H134V108L136 107V106H138L141 102H145ZM155 102H154V101ZM160 101V102H158L157 103V101ZM171 100V101H170ZM207 100V99H206ZM118 101H120V103L118 102ZM123 101V102H122ZM135 101H136V103H135ZM153 101V102H152ZM162 101V102H161ZM166 101V102H165ZM56 102H63L65 105V111H64V113L65 114H62V116L59 118V117H57L56 115H52V113H49L48 112V108L49 107H52L53 105H51V104H53V103H56ZM168 102H169V104H168ZM172 102V103H171ZM178 102V103H177ZM50 103V104H49ZM119 103V104H118ZM121 103H127V107L126 108H124V109H122V111H124V112H120V107H121ZM131 103V104H130ZM138 103V104H137ZM164 103H165V105H164ZM175 103H177V104H175ZM172 104V105H171ZM51 105V106H50ZM130 106V109H129V106ZM159 105V104H158ZM170 105V106H169ZM174 105V106H173ZM178 105H179V107H178ZM185 107H184V106ZM188 107H187V106ZM195 105V104H194ZM18 106H19V108H18ZM72 106V105H71ZM46 107H48V108H46ZM168 107H169V109H168ZM193 107V108H192ZM21 108H23V109H21ZM29 108V109H28ZM133 108V109H132ZM171 108V109H170ZM177 108V109H176ZM185 108H187V109H185ZM25 109V110H24ZM27 109V110H26ZM72 109V108H71ZM180 109V110H179ZM189 109V110H188ZM192 109V110H191ZM18 110V111H17ZM46 110V111H45ZM45 111V112H44ZM67 111H68V113H67ZM177 111V112H176ZM185 111L187 112V117L185 118V116H186V113H185ZM192 111V112H191ZM172 112V113H171ZM3 113H5L4 112V110H0V117H3L5 114H3ZM45 113H49V114H45ZM69 114V115H67V114ZM71 113V114H70ZM73 113V114H72ZM176 113V114H175ZM188 113H192V115L191 114H188ZM3 114V115H2ZM88 114H92L94 117H92L91 115H88ZM148 114V115H147ZM172 114V115H171ZM195 114V115H194ZM52 115V116H51ZM66 115V116H65ZM171 117H170V116ZM49 116H51L50 118H48ZM65 116V117H64ZM75 116V117H74ZM85 116H87V118L85 117ZM90 117V119H89V117ZM100 116V117H99ZM152 117V118H149V117ZM162 116V117H161ZM168 116V117H167ZM173 116V117H172ZM177 116V117H176ZM184 118H183V117ZM27 117V118H26ZM57 117V118H56ZM68 117V118H67ZM85 117V118H84ZM103 117V118H102ZM29 118V119H28ZM127 118V119H126ZM149 118V119H148ZM166 118H168V120L166 119ZM5 119V121L7 122L8 120L6 119V118H4ZM21 119V120H20ZM67 119V120H66ZM89 119V120H88ZM98 119V120H97ZM99 119H100V121H99ZM153 121H152V120ZM180 119V120H179ZM184 119V120H183ZM63 120L65 121V122H63ZM77 121L76 122V124H78L77 126H75V121ZM80 122H79V121ZM105 120V123H102L103 121ZM183 120V121H182ZM92 121V122H91ZM128 121V122H127ZM151 121V122H150ZM156 122V124H155V122ZM180 122V123H177V122ZM99 122H101V124L99 123ZM166 122V123H165ZM183 122V123H182ZM61 125H63V126H61ZM96 123V124H95ZM108 125H107V124ZM185 123H187V124H185ZM64 124H66V125H64ZM89 124V125H88ZM99 124L101 125V126H99ZM130 124V125H129ZM138 124V125H137ZM147 124V125H146ZM155 124V125H154ZM164 124V125H163ZM71 125H73V127L71 126ZM96 125V126H95ZM103 125L105 126V127H103ZM158 125V126H157ZM174 125V126H173ZM0 126L2 127V126H5L3 129L6 131V132H8L9 130H10V126H8V125H5V124H0ZM59 126H61V127H59ZM85 126V127H84ZM96 127V129H97V127H98V129L99 128H101V127H103V131H104V133L103 132H101V134H100V131L97 129V130H95V127ZM140 126V127H139ZM142 126V127H141ZM149 126V127H148ZM151 126V127H150ZM0 127V135H2L3 134V132H5L2 128ZM91 127V128H90ZM128 127H129V129H128ZM144 127V128H143ZM9 128V129H8ZM61 128H62V130H61ZM106 128V129H105ZM112 128V129H111ZM119 128V129H118ZM142 128V129H141ZM181 128V129H180ZM91 129V130H90ZM177 129V130H176ZM87 130V131H86ZM101 130V129H100ZM114 130V131H113ZM141 130V131H140ZM153 130V131H152ZM185 130V131H184ZM188 130V131H187ZM99 131V132H98ZM127 131L129 132V131H131V132H133V131H135L136 133L134 134V132H133V134L131 135L132 137H133V135H136L135 136V138H134V140L136 139V143H134L133 145H129V146H125L124 144H122V143H124V139H123V137H121V135L123 136L124 135V132H126L127 133ZM161 131V132H160ZM191 131V132H190ZM5 132V133H6ZM138 132V133H137ZM116 133V134H115ZM122 133V134H121ZM143 133V134H142ZM115 134V135H114ZM119 134H120V136H119ZM182 134V135H181ZM186 134H188V135H186ZM100 137H99V136ZM108 135V136H107ZM117 135V136H116ZM139 135V136H138ZM143 135V136H142ZM162 135V136H161ZM186 135V136H185ZM110 136V137H109ZM113 136H115L114 138H112ZM191 136V137H190ZM96 137V138H95ZM122 139H121V138ZM144 137V138H143ZM185 137V138H184ZM98 138V139H97ZM121 140H120V139ZM138 138H139V140H138ZM168 138V139H167ZM191 138V139H190ZM107 139V140H106ZM119 139V140H118ZM142 139V140H141ZM160 139V140H159ZM185 139V140H184ZM98 140V141H97ZM114 140V141H113ZM163 140V141H162ZM165 140V141H164ZM61 141V143H62V141H65V139H62V140H60ZM98 143H97V142ZM118 141V142H117ZM120 141V142H119ZM186 141V142H185ZM114 142V143H113ZM153 142V143H152ZM182 142V143H181ZM188 142H189V144H188ZM83 143H84V145H83ZM112 145H111V144ZM158 143V144H157ZM63 144H65V143H63ZM104 144V145H103ZM122 144V145H121ZM182 144H184V145H182ZM192 144H193V146H192ZM96 145V146H95ZM138 146V147H136V146ZM153 145L155 146V147H153ZM259 146L261 147L262 145L261 144H259ZM20 147H22V145H20ZM87 147V148H86ZM119 148V149H118ZM4 149V148H3ZM2 149V150H3ZM123 149H124V151H123ZM138 149H140V150H138ZM95 150V151H94ZM122 150V151H121ZM134 150V151H133ZM192 150V149H191ZM84 151H82V152H84ZM100 153H99V152ZM105 151V152H104ZM114 151V152H113ZM154 151H155V155H154ZM98 152V153H97ZM112 152V153H111ZM119 152V153H118ZM133 152V153H132ZM135 152V153H134ZM136 152H137V154H136ZM97 153V154H96ZM120 154V155H119ZM145 154H147V152H145ZM194 154H195V156H194ZM194 154H193V156H194V159H193V157H191L192 159L190 160V163H191V165H190V170L189 171H192V173H194L196 176H197V180H199L200 179V181L202 180V181H206V183H214V184H216L217 182L219 183V182H221V181H224L225 179H226V181H224L226 184H227V186L230 188V190H229V192H231V194H233V196L234 197H237L236 199H237V201H236V199H235V203H238V204H240L241 203V201H243V200H245V198L247 199V198H249V199H251L252 197L254 198L258 193H259V196H261V195H263V193H262V185H264V157H261V156H263V155H261L260 153H258V155L260 156H257L256 154H255V152H253V154H255L254 155V159L252 158V156H253V154H251L252 156H250V158H249V160H250V163L249 162H247L248 164L245 166L244 164L242 165V164H240V162H238L237 160H235L234 158H231V160H230V158L228 157V156H225V155H221L220 157H223V158H220V157H211L210 159H207V161L206 160H203V159H205V157H204V155H202V154H196V152H194ZM264 154V153H263ZM98 155H99V157H98ZM112 155V156H111ZM114 155V156H113ZM160 155H161V157H160ZM116 156V157H115ZM150 156V157H149ZM151 156H153V157H151ZM199 156H201V157H199ZM103 157V158H102ZM198 157V158H197ZM204 157V158H203ZM259 157V158H258ZM105 158V159H104ZM203 158V159H202ZM224 158H228V160L227 159H224ZM85 159H86V161H85ZM85 159H82V161L84 160V162H82L83 163V165L86 163V164H90V163H92L93 161H89L88 159H90V158H85ZM151 159V160H150ZM198 159V160H197ZM257 159H259V160H257ZM100 160V161H99ZM213 160V161H212ZM218 160V161H217ZM248 160V161H249ZM88 161V162H87ZM224 161V162H223ZM226 161V162H225ZM230 161H231V164H230ZM252 161V162H251ZM254 161V162H253ZM258 161V162H257ZM197 162H198V165H197ZM200 162V163H199ZM203 162V163H202ZM213 162V163H212ZM219 162V163H218ZM263 162V163H262ZM189 163V164H190ZM204 163H205V165H204ZM225 163H227V164H225ZM259 163V164H258ZM84 165L85 167H90V165ZM161 164V163H160ZM159 164V167L161 166ZM193 164V165H192ZM216 164V165H215ZM222 164H224V165H222ZM236 164H238V165H236ZM257 164V165H256ZM118 165H120V166H122L123 168H125L126 166L125 165H122V163H120V162H114V165H113V167L114 168H117V169H120V168H118L119 166ZM204 165V166H203ZM214 165V166H213ZM255 165V166H254ZM259 165V166H258ZM158 166V165H157ZM206 166V167H205ZM217 166V167H216ZM219 166V167H218ZM221 166V167H220ZM227 166V167H226ZM233 166H234V168H233ZM244 167L245 166V169H246V172L245 173H242L241 172V170L239 169L240 167ZM249 166V167H248ZM257 166V167H256ZM159 167H157L156 168V170H159V171H156V170H151V169H148V170H150L151 171V173L152 174H147V176L148 177H154V178H159V176H161V175H159L158 173L159 172H161V171H163L165 174V176L163 175V178H164V185L166 186V188H168V189H166L165 191H164V193H166V191L167 192H169V195H171L170 197H169V195H168V193H166V195H167V198L168 199H170L171 201H174L173 199H174V197H176V199L175 200H178L179 198L178 197H180L181 195H178V193L176 192V191H174L175 190V188H174V190H173V188H171V187H169L168 185L170 184V180L172 181L173 179L174 180H176V185H180L181 184V180H182V178H180L179 176H183V174H181V175H175V174H169L168 172L169 171H167V170H163V168H159ZM193 167V168H192ZM211 167V168H210ZM223 167V168H222ZM225 167V168H224ZM235 167H236V169H235ZM159 168V169H158ZM216 168V169H215ZM238 168V169H237ZM249 168V169H248ZM212 169V170H211ZM80 170H81V168H79V172H78V170H76V171H71L72 173L71 174H73V175H75L73 178H75V179H73L72 180V182H76L77 181V176H76V174L77 175H79V173H80ZM83 170V169H82ZM197 170V171H196ZM200 170H201V172H200ZM203 170V171H202ZM217 170H219V171H217ZM226 172H225V171ZM152 171H154L155 173H153ZM194 171V172H193ZM210 171V172H209ZM211 171H213V172H211ZM221 171V172H220ZM223 171V172H222ZM234 173H233V172ZM131 172V171H130ZM198 172H200L199 174H197ZM220 172V173H219ZM230 172V173H229ZM236 172V173H235ZM52 173H55V172H52ZM171 173V172H170ZM187 172H185V174H186ZM204 173V174H203ZM205 173H207V174H205ZM224 173V174H223ZM190 174V173H189ZM188 173L186 174V175H189ZM223 174V175H222ZM247 174V175H246ZM199 175L201 176V177H199ZM205 175V176H204ZM206 175H207V177H206ZM229 175H231V176H229ZM234 175V176H233ZM244 175V176H243ZM50 176H52V175H50ZM176 176V177H175ZM203 176V177H202ZM226 176V177H225ZM229 176V177H228ZM233 176V177H232ZM236 176V177H235ZM240 176V177H239ZM242 176V177H241ZM220 177V178H219ZM232 177V178H231ZM246 178V180L248 181H246L245 179H241V178ZM257 177V178H256ZM50 178V177H49ZM171 178H173V179H171ZM235 178V179H234ZM239 178V179H238ZM252 180H251V179ZM205 179V180H204ZM212 179V180H211ZM232 179H234V180H232ZM211 180V181H210ZM217 180H219V181H217ZM229 180V181H228ZM238 180V181H237ZM244 180H245V182H244ZM181 181V182H180ZM209 181V182H208ZM215 181H216V183H215ZM239 182V183H241V181H242V185L241 184H239V183H237V182ZM252 182V184L254 183V185L255 184H257V183H259V184H257V186H255L256 187V190H255V187H254V189H252V188H250L249 186H247V183H249V182ZM166 182V183H165ZM180 182V183H179ZM236 182V183H235ZM177 183H179V184H177ZM262 185H261V184ZM230 184V185H229ZM234 184H236V185H234ZM238 184L241 186V188L238 186ZM198 185H199V183H198ZM244 185H246V187L244 186ZM168 186V187H167ZM236 188H235V187ZM174 187V186H173ZM243 187L246 189H243ZM249 187V188H248ZM260 187H261V189H260ZM250 189H252L251 191H250ZM247 191H249L248 193H247ZM172 192H174V193H176V194H174V193H172ZM242 192V193H241ZM171 193V194H170ZM236 193H237V195H236ZM246 194V195H245ZM250 195V196H249ZM95 196V195H94ZM174 196V197H173ZM249 196V197H248ZM242 198V199H241ZM244 198V199H243ZM110 199V198H109ZM112 199H110V201H111ZM239 200V201H238ZM229 201V202H228ZM227 202H224V203H226V206H224L225 204H223V205H218V207H216L217 208V210H215V209H213L214 211L212 212V211H210L208 214H207V209L208 210H212V207H208L207 205H201L200 204V202L199 201H197V200H193V199H191V200H189V202H192V204H191V206H193V208H194V206H195V204H196V208H200L199 210H198V213L200 214V215H202V211H203V217L204 218H206V221L208 222V223H206V225L208 224L209 226V229L211 228V227H213V226H216V225H218L219 226V224L221 225L222 224V220H223V218L222 217H220L221 216V214L222 213H219V216H218V211H220V209L223 211V213H225L224 211H228V212H233V213H236V209L237 208H235L236 206H238V204H233L234 203V200H231V199H229ZM230 202H232V203H230ZM193 203H195V204H193ZM250 203V202H249ZM69 204V205H68ZM70 204H72V205H70ZM199 204V205H198ZM58 206H56L57 207V214H58V219H60L59 221H57L58 222V224H59V226H61L60 228L62 229L61 231L63 232V234L62 235H65V234H67V235H70V237H66L67 239H69V241H71V242H73L74 244H78V246L76 245H74L75 247H73L72 249L74 250H72L71 248H67L68 250H67V252H70V253H68V255L69 256H72V255H74L75 253H73V252H76V253H79V251H81V253L83 252H85L86 250H85V248H88V247H90V246H93V243H95V242H97L98 244V246H99V248L100 249H98L99 251H96V249L94 250V252H96V253H92L93 255H90V257H89V259H88V263L89 264H111V261H112V264H114V262H113V260H115L116 258H121V257H125V259H127V258H129V257H131V258H129V259H127V261H130V259H134V257H135V260H137L138 258V260L137 261H139V262H141V264H152V262H153V260L155 259L156 260V262L159 260V262L160 263H158L157 262V264H162V262L163 261H165L166 262V260L164 259V260H161L160 261V259L162 258L163 259V257L160 255V254H163V252H161L163 249H164V247L166 246V244H165V233H163L162 231H158L157 229H154V227L152 226V224L151 223H149L148 222V226H145V225H147V223H146V220L147 221H149L148 219H142L141 218V220H139L140 222H142V223H140L139 221H137V223H136V221L134 222L133 220L132 221H130L131 220V218L130 219H128V212L126 211H124L125 210V208L121 211H118L117 210V212H115L116 214H114L115 216V218L116 219H118V220H116V219H114V217H112L113 219L111 220V216H108V215H102V214H98V213H90V214H88L87 215V222L85 221L86 220V214L84 213V215L82 216V222H83V219H84V221L85 222H83V224L84 225H82V226H84V228L83 227H80L79 228V230H77L78 228H75L74 227V224H73V222L72 221H80L77 217L79 216L78 215V213H77V216L74 214L76 211L75 210H77V209H75L76 208V206H74V203H73V200H62V202L61 203H58L57 204ZM233 206V208H231L232 206ZM68 206V207H67ZM223 206V207H222ZM230 206V207H229ZM235 206V207H234ZM66 207V208H65ZM73 207V208H72ZM206 207V208H205ZM221 207V208H220ZM224 207H225V209L226 210H224ZM226 207H228V208H226ZM239 207V206H238ZM55 208V207H54ZM59 208H60V210H59ZM201 208H203L204 210H201ZM213 208H215V207H213ZM218 208H220V209H218ZM229 209V210H228ZM233 209V210H232ZM64 210V211H63ZM194 210H196V209H194ZM236 210V211H235ZM60 211V212H59ZM62 211V212H61ZM68 211V212H67ZM205 211V212H204ZM217 211V212H216ZM65 212V213H64ZM118 212H125L124 214L123 213H121V216H120V213H118ZM68 213V214H67ZM70 213H71V215H70ZM214 213V214H213ZM73 214V215H72ZM91 214H93V215H91ZM96 216H95V215ZM97 214L98 215H100V216H103L104 218L106 217V216H108V217H106V221H104L105 219L104 218H102V217H100V216H97ZM119 214V215H118ZM62 215V216H61ZM91 215V216H90ZM125 215V216H124ZM76 216V217H75ZM122 216L123 217H126V219H127V223H130V224H132V226L135 228H140V229H138L139 230V232H138V235L136 236H132V238L131 237H127V240H126V242H124L122 245L120 244V243H114L115 241H114V239H115V237L116 236H125L124 235V233H123V231H124V229H125V232H127V229H126V226L125 227H119V228H114L113 226H112V224H113V222H115V221H120V219H121V221H122ZM209 216V217H208ZM215 216V217H214ZM84 217V218H83ZM90 217V218H89ZM95 217H97V219H99L100 221L102 220V219H104V220H102L101 222L99 221L98 222V220L95 218ZM220 217V220L218 219V218ZM72 218H73V220H72ZM75 218V219H74ZM89 219V220H88ZM95 219V220H94ZM218 221H217V220ZM66 220V221H65ZM97 220V221H96ZM108 220H110L109 221V223H108ZM114 220V221H113ZM90 221H93V223L92 222H90ZM120 221V222H121ZM130 221V222H129ZM97 224H96V223ZM138 222H139V224H138ZM180 222H183V224H184V220H182V221H180ZM180 222H178V224H177V229L179 228L180 229V231H182V223L180 224ZM213 222V223H212ZM220 222V223H219ZM67 223V224H66ZM89 223H92V224H90L89 225ZM100 223V224H99ZM107 223V224H106ZM111 223V224H110ZM127 223H125V224H127ZM211 225H210V224ZM216 225H215V224ZM257 223V224H256ZM69 224H70V226H69ZM72 224V225H71ZM88 224V225H87ZM137 224V226H135ZM180 224V225H179ZM213 224V225H212ZM258 224H259V222H253L252 223V225H253V228H252V230L251 231H253L254 230V232H251V235H255L256 237L254 238V239H252V240H254V242L255 241H258L259 242V244H261L262 242H264L263 240H264V233H262V232H260V229H258V227H256V226H258ZM96 227H94V226ZM108 225V226H107ZM123 225V224H122ZM152 226V227H150V226ZM254 225H255V227H254ZM62 226H63V228H62ZM102 226V227H101ZM103 226H106V228L105 227H103ZM111 226V227H110ZM139 226V227H138ZM141 226H142V229H141ZM71 229H70V228ZM72 227H74V228H72ZM88 229H87V228ZM94 229H93V228ZM110 227V228H109ZM144 227V228H143ZM148 227H150V230H149V228ZM92 228V229H91ZM109 228V229H108ZM111 228H113L112 230H114V229H116V230H114V233H113V231L112 230H110ZM120 228H122L121 229V231H120ZM124 228V229H123ZM77 230V232H78V236L76 235V230ZM83 229V231H81V230ZM87 229V230H86ZM120 231H118V230ZM155 230V231H154ZM258 230H259V232H258ZM74 231V232H73ZM81 231V232H80ZM85 231V232H84ZM115 231H116V233H119L118 235L117 234H115ZM153 231V232H152ZM67 232V233H66ZM71 232H73V233H71ZM102 232V233H101ZM113 234H112V233ZM141 232V233H140ZM149 232V233H148ZM151 232V233H150ZM153 233V234H152ZM254 233V234H253ZM262 233V234H261ZM94 234V235H93ZM110 234H111V236H110ZM74 235V236H73ZM83 235V236H82ZM112 235H114V236H112ZM149 235V236H148ZM163 235V236H162ZM66 236V235H65ZM72 236L73 237H75V238H72ZM92 236V237H91ZM93 236L95 237V238H97V237H99L100 238V241H99V239L97 238V239H95L94 238V240H93ZM161 236V237H160ZM263 236V237H262ZM24 237H28V235L26 236V235H23V236H21L19 239H20V241L22 242V240H24L23 241V243H28L29 241H27V239L29 240V237L26 239V238H24ZM83 237V238H82ZM136 237V238H135ZM162 237H165V238H162ZM70 238H72V239H70ZM76 238L78 239H82L83 241H80L79 239V241L80 242H82L81 244H80V242L77 240L76 241ZM91 238H92V240H93V242H91L92 240H91ZM113 238V239H112ZM159 238V239H158ZM22 239V240H21ZM91 241H90V240ZM112 239V240H111ZM256 239V240H255ZM113 241L112 243H111V241ZM143 240V241H142ZM147 240V241H146ZM163 240V241H162ZM226 239H220V241L221 242H226L225 241ZM47 241V240H46ZM84 241L86 242V243H84ZM89 241H90V243H89ZM95 241V242H94ZM99 241V242H98ZM107 241V242H106ZM152 241V242H151ZM262 241V242H261ZM79 242V243H78ZM258 242H256V243H258ZM48 243V242H47ZM83 243H84V245H83ZM100 243V244H99ZM102 243V244H101ZM106 243V244H105ZM114 243V244H113ZM126 243V244H125ZM158 243V244H157ZM162 243H164V244H162ZM29 245H30V242L28 243ZM28 244H27V246H28ZM80 244V245H79ZM109 244V245H108ZM112 244V245H111ZM116 244V245H115ZM118 244H120V245H118ZM21 245H23L22 243H21ZM82 245L84 246L83 247V249H80V248H82ZM103 247H102V246ZM105 245V246H104ZM123 245H126V246H124V248H123ZM128 245V246H127ZM136 245V246H135ZM160 245V246H159ZM163 247H162V246ZM165 245V246H164ZM80 246V247H79ZM113 246V247H112ZM114 246L116 247V248H114ZM121 246V247H120ZM142 246V247H141ZM76 247H77V249H76ZM129 249H128V248ZM161 247V248H160ZM93 248H94V246H93ZM106 248V249H105ZM111 248V249H110ZM134 248V249H133ZM159 248V249H158ZM166 248V247H165ZM69 249H71V250H69ZM121 249V250H120ZM145 249V250H144ZM154 249V250H153ZM256 249V247H254V248H252L251 250L252 251H256L255 250ZM77 250H78V252H77ZM84 250V251H83ZM101 250H102V252H101ZM117 250V251H116ZM129 250V252H127ZM134 250V251H133ZM161 250V251H160ZM108 251V252H107ZM112 251V252H111ZM119 251H122V252H119ZM184 251V250H183ZM183 251L182 250H178V252H180V253H183ZM116 252V254H114ZM124 252V253H123ZM126 252L127 253H129L128 255L126 254ZM143 252V253H142ZM135 255H134V254ZM101 254H102V256H101ZM104 254V255H103ZM133 254V255H132ZM67 255V254H66ZM105 255H106V257H105ZM131 255V256H130ZM144 256L143 258H142V256ZM194 254H191V256H190V254H188V256H189V258L191 259L192 258V256H193ZM195 255H197V256H193V263H195V264H202V262H203V259H202V261H201V259H200V256L198 257V254H195ZM91 256H93L92 258H91ZM112 258H114V259H112ZM115 256V257H114ZM120 256V257H119ZM127 256V257H126ZM159 256V257H158ZM96 257H98V258H96ZM138 257V258H137ZM149 257V258H148ZM152 257V258H151ZM105 258V259H104ZM108 258V259H107ZM147 258V259H146ZM150 258L152 259V262L150 263ZM157 258V259H156ZM90 259H92V261H90ZM94 259V260H93ZM98 259V260H97ZM102 259V260H101ZM191 259V260H192ZM143 260V261H142ZM154 260V261H155ZM195 260H196V262H195ZM198 260V261H197ZM201 262H200V261ZM241 260H242V262H243V259L241 258ZM108 261H109V263H108ZM147 261H149V262H147ZM169 261V260H168ZM92 262V263H91ZM95 262V263H94ZM99 262V263H98ZM101 262V263H100ZM138 262V263H139ZM144 262V263H143ZM147 262V263H146ZM199 262V263H198ZM239 262H241V261H239Z\"/></svg>",
  "mask_w": 264,
  "mask_h": 264
}]
</instances>
